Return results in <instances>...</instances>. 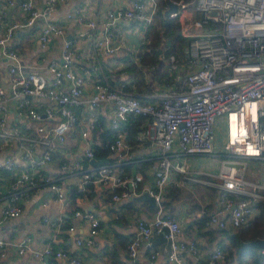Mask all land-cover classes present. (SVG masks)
I'll return each instance as SVG.
<instances>
[{"label":"built area","instance_id":"1","mask_svg":"<svg viewBox=\"0 0 264 264\" xmlns=\"http://www.w3.org/2000/svg\"><path fill=\"white\" fill-rule=\"evenodd\" d=\"M64 2L66 0H45V6L39 8L35 0H20L25 16L10 22H4V11L0 9V46L11 59L8 66L10 91L0 83V136L14 137L20 146L18 155L0 153V169L17 173L1 206L2 216L20 215L24 211L21 198L29 195V189L41 184L49 186L57 200L67 199L68 185L45 167L75 128L79 120L76 107L87 103L98 111L104 103H109L114 108L111 122L115 134L111 139L99 141L108 147L109 161L90 164L87 168L81 165L83 176L79 189L105 183L115 201L140 194L143 174L130 175L123 165L131 144L121 121L130 115L144 116L145 123L137 138L147 137L158 145V160L153 169L155 185L145 190L155 197L157 206L152 216L138 217L136 236L127 244L128 254L134 259L139 246L145 243L151 247L152 235L159 233L168 248L163 264H188V252L195 256L196 264H217L225 258L226 251L218 243L203 258L197 238L185 236L177 216L165 212L164 185L174 170H189L176 157L178 153L221 156L215 178H204L205 182L223 188L220 205L209 215L208 222L219 228L235 229L258 213V206L264 200V180L249 179L247 173L250 157L264 160V0H195V8L201 15L186 14L189 0H178V8L170 15L184 21L182 33L187 38V55L185 58L177 55L175 60L177 64L188 62L190 65L178 88L169 89L158 100L142 99L113 86L103 77H97L93 90L87 93L88 78L75 64L76 43L69 37L64 38L60 56L48 61L51 78L40 71L24 70L18 50L9 47L8 42L15 38L17 30L33 26L40 16ZM159 7L160 0H130L127 6L109 9L102 23L104 34L95 38L93 45L104 55L115 54L119 46L112 41L111 27L116 21L148 23ZM67 16H75L91 27L98 25L96 19L87 17L83 7L69 11ZM65 32L66 27L57 20L41 23L37 33L39 49H48L54 37ZM10 98L16 101L17 114L31 121L34 133L10 124ZM220 116L227 129L224 140H219L215 127ZM96 122L98 119H91L81 128V138L86 142L90 141ZM84 151L91 161L96 158L94 146L88 144ZM48 202L45 199L43 203ZM75 214L88 226L87 234L75 238L76 244H95L101 229L100 218L80 208ZM69 229L74 230L75 225H70ZM11 247L21 254L32 253L44 264H55L51 257L68 258L73 264L83 262L82 255L56 247L51 241L35 245L28 235L0 237V256L6 255ZM157 252L152 250L151 256Z\"/></svg>","mask_w":264,"mask_h":264},{"label":"crops","instance_id":"2","mask_svg":"<svg viewBox=\"0 0 264 264\" xmlns=\"http://www.w3.org/2000/svg\"><path fill=\"white\" fill-rule=\"evenodd\" d=\"M19 1L17 0L16 4H9L0 0V9L4 11V22L25 16ZM189 2V9L185 12L191 15V10L195 8V0H189ZM129 3L130 0H66L45 16H40L33 26L17 30L15 38L8 42V46L18 50L25 71H40L51 78L48 61L60 56L64 38H73L77 48L75 64L88 78L87 93L93 90V81L97 77H103L107 78L113 86L122 87L142 99L158 100L164 92L178 88L190 65L188 62L169 64V60L163 58L165 48L158 50V63H152L153 60L148 61L149 54L152 52L149 43L154 38L149 30L161 27L162 13L174 17L170 15L171 11L167 13L171 6L169 0H160V7L154 19L148 23L116 21L111 27L112 41L119 46L115 54L104 55L93 45L94 39L104 34L102 23L107 18V11L127 6ZM35 4L43 8L45 0H35ZM79 7H83L88 18L97 20L96 27L78 21L75 16H67L69 11ZM177 18L182 31L184 21L181 17ZM48 19L63 23L66 32L65 35L55 36L48 49L42 51L38 47L37 33L40 24ZM10 61L9 55L0 46V83L8 92L11 87L8 71ZM8 108L11 125L25 132L34 133L31 121L17 114L16 101L13 98L8 100ZM76 111L79 120L75 128L69 133L62 147L54 152V158L45 167L47 171L68 185L67 199L57 200L52 189L41 184L29 189V195L21 198L24 211L20 215L3 217L1 206L8 197L17 173L0 169V237L28 235L30 241L38 246L51 241L56 247L68 249L72 254L82 255V264H163L168 255V248L164 236L159 233L152 235L151 247L146 246L145 243L139 246L138 254L134 259L130 258L127 250L128 242L136 236L138 217L152 216L157 206L156 201L151 203L148 199L136 198L135 195L130 199L115 201L107 189L108 185L101 182L93 183L87 189H79V181L83 176V169L80 166L87 168L90 164H96L85 155V146L88 144L94 146L96 152V143L102 141L104 131L106 129L113 131L114 137L115 130L111 122L114 108L109 103H104L98 111L92 110L87 103H83L76 107ZM94 118L98 119V122L92 131L90 141L86 142L81 138L80 130ZM141 120L135 135H131L129 129L123 125L126 120L121 121V127L128 131L131 144L123 165L130 175L137 172L143 174L140 194L148 187L155 185L153 169L158 160V145L147 137L144 138L145 140L137 138V133L141 131L142 124L145 123L142 115ZM19 152V142L14 137L0 136L1 154L18 155ZM181 155L186 154L178 153L176 157L183 161L189 170L188 172L174 170L170 175L164 185V210L177 216L182 223L185 236L193 235L197 238L204 258L223 238L220 231L212 232L218 227L208 222L209 215L220 205L223 188L204 181V178H215L221 156L190 154L182 158ZM106 156H96V158ZM247 177L253 180L264 179L262 158L250 157ZM73 187L81 191L75 197L70 195ZM45 199L49 200L48 204L43 203ZM77 208L94 212L100 218L101 229L95 244L84 243L81 246L76 244L75 238L87 234L88 231L84 219L75 214ZM258 209L256 215L261 211V203ZM72 224L75 225L74 230L69 229ZM152 250H158L154 257L151 256ZM51 258L55 264H73L68 258ZM186 258L188 264H196V258L191 253H186ZM0 264H44V261L29 252L18 253L17 249L11 247L6 255L0 256ZM217 264L233 263L224 258Z\"/></svg>","mask_w":264,"mask_h":264},{"label":"trees","instance_id":"3","mask_svg":"<svg viewBox=\"0 0 264 264\" xmlns=\"http://www.w3.org/2000/svg\"><path fill=\"white\" fill-rule=\"evenodd\" d=\"M202 14V13H201ZM200 14V15H201ZM153 34V40L150 41L152 52L149 54L148 61L158 63V50L172 51L180 48L183 50L182 44H186L187 40L180 30V22L177 17L166 16L162 13V25L160 28L155 27V30H149ZM155 35V36H154ZM168 43V44H167ZM183 53V52H182ZM141 115H130L129 119L123 125L129 129L131 135H135L141 123ZM124 127V126H123ZM113 137V131L106 129L102 134V140L105 141ZM109 153L108 147L102 143H96V156L102 157ZM74 187L71 190V197L80 194ZM220 231L223 238L220 245L226 251L225 259L233 264H264V250H259L254 247L241 248L243 240H249L257 236H264V201L261 203V211L254 218L250 219L244 225L238 228H214L212 232ZM162 235V234H161Z\"/></svg>","mask_w":264,"mask_h":264},{"label":"rangeland","instance_id":"4","mask_svg":"<svg viewBox=\"0 0 264 264\" xmlns=\"http://www.w3.org/2000/svg\"><path fill=\"white\" fill-rule=\"evenodd\" d=\"M192 13L193 14L198 13L199 15L201 14V12L199 10L195 9V8L192 9ZM185 32H187V29L185 30ZM184 37H185V35H184ZM163 47L166 48V45H163ZM182 47H183V50L182 51H180V48L174 49L172 51H164V57L163 58H167V60H169V64H171V65L172 64H176L175 58L177 57V55L180 56V57H183V58H185L186 55H187V51H186V49H187V43L186 44H182ZM171 57H174V58L172 59ZM222 119L223 118L220 116L217 119L216 123H215V127L217 129V134H218L219 140H221V139L224 140L226 138V135H227V129H226L225 121L222 122ZM187 155H190V154L181 155V157L183 158V157H186ZM194 157H197V156H194Z\"/></svg>","mask_w":264,"mask_h":264},{"label":"water","instance_id":"5","mask_svg":"<svg viewBox=\"0 0 264 264\" xmlns=\"http://www.w3.org/2000/svg\"><path fill=\"white\" fill-rule=\"evenodd\" d=\"M171 6L168 8L167 13H169L170 11L177 9L178 8V4L176 2H173L172 0H169ZM92 161L96 164H100L101 162L104 161H109V157H104V158H93ZM146 198L148 199L151 203H155V197L153 195H151L149 192L145 191L140 195H137L136 198ZM248 247H254L257 248L259 250H264V236H257L254 237L252 239L249 240H243L241 242V248H248Z\"/></svg>","mask_w":264,"mask_h":264}]
</instances>
